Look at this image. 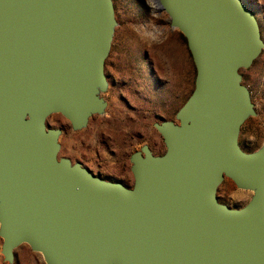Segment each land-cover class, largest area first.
Listing matches in <instances>:
<instances>
[{"label": "water", "instance_id": "1", "mask_svg": "<svg viewBox=\"0 0 264 264\" xmlns=\"http://www.w3.org/2000/svg\"><path fill=\"white\" fill-rule=\"evenodd\" d=\"M195 68L175 121L154 123L165 151L129 157L126 186L59 157L58 114L81 131L104 115L112 0H0V253L23 244L45 264H264V143L244 151L256 112L242 82L264 48L243 0H154ZM225 179L250 192L218 201Z\"/></svg>", "mask_w": 264, "mask_h": 264}, {"label": "rangeland", "instance_id": "2", "mask_svg": "<svg viewBox=\"0 0 264 264\" xmlns=\"http://www.w3.org/2000/svg\"><path fill=\"white\" fill-rule=\"evenodd\" d=\"M112 1L117 26L110 49L111 55L109 52L108 57H112L114 52L123 51L127 54L133 53L130 56L139 58L141 55L137 53L142 48L140 42L144 24L154 19V14L150 12L154 0ZM243 1L256 16L264 42V0ZM161 18L167 23V15L162 14ZM166 27L167 50L176 58L177 66L174 72L171 59V66L165 73L166 83L156 85L152 75L149 76L147 67H144L145 82L140 81L137 86L128 85L121 90H110L108 83V91L104 94L107 101L104 115L93 116L87 127L81 131H73L70 124L58 114L50 116L47 120L48 127L61 130L59 157L80 163L95 176L100 174L102 179L131 186L133 179L130 173V155L140 150L143 145H148L155 155L164 153L162 138L153 124L175 121L176 112L186 101L180 97L184 88L185 72L188 70L191 75L190 93L195 78V68L185 47L186 41L182 46H177L179 50L176 51L175 43L170 40L169 25L166 24ZM147 39L150 40L149 37ZM240 72L243 84L250 90L256 116L250 117L242 125L239 144L244 151L251 152L264 143V48L253 64ZM134 89L138 91H133ZM119 92L124 100L119 98ZM217 198L229 208H239L248 201L250 192L237 189L232 181L225 179L218 188ZM1 242L0 239V248ZM0 264H8L3 261L1 253ZM12 264L45 262L41 254L31 251L28 245L23 244L15 250Z\"/></svg>", "mask_w": 264, "mask_h": 264}, {"label": "flooded vegetation", "instance_id": "3", "mask_svg": "<svg viewBox=\"0 0 264 264\" xmlns=\"http://www.w3.org/2000/svg\"><path fill=\"white\" fill-rule=\"evenodd\" d=\"M150 12L154 14V19H150L147 23L144 24L143 37L140 42L142 43V48L141 51L137 53L141 56L139 58H136L134 56H130L133 53L127 54L126 52L118 51L114 52L112 57L109 56L106 59L105 73L110 90H121L128 85L137 86L140 81L145 82L144 67L148 68L149 76L152 75L153 81L156 85L160 86L163 84V82L166 83L165 73L168 57L170 58V61L171 59L173 60L172 64L174 72L177 69V66L175 64L176 58L171 54V52L167 50L168 31L166 24L169 25V31L171 32L170 40H173V42L175 43L176 46L174 47V49L176 51L179 50L177 46H182V44H185V39L178 30L172 29L170 27L168 21L166 23V21L161 18L162 14H166L159 9L155 1L154 6L150 9ZM147 37H149L150 40H148ZM185 47L187 49V46ZM183 83L184 88L180 93V97L182 100H186L188 98L190 87L192 85L191 75L188 70L184 74ZM133 91L138 90L134 89ZM118 95L121 100H124L121 92H119ZM150 150L152 151L151 148ZM96 176L101 177L100 174H96Z\"/></svg>", "mask_w": 264, "mask_h": 264}, {"label": "crops", "instance_id": "4", "mask_svg": "<svg viewBox=\"0 0 264 264\" xmlns=\"http://www.w3.org/2000/svg\"><path fill=\"white\" fill-rule=\"evenodd\" d=\"M171 66V61L170 58H167V62H166V69H168Z\"/></svg>", "mask_w": 264, "mask_h": 264}]
</instances>
